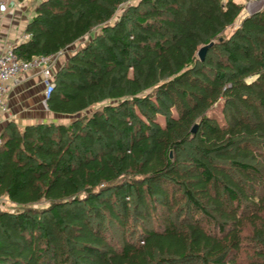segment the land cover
Returning <instances> with one entry per match:
<instances>
[{
	"label": "trees",
	"instance_id": "1",
	"mask_svg": "<svg viewBox=\"0 0 264 264\" xmlns=\"http://www.w3.org/2000/svg\"><path fill=\"white\" fill-rule=\"evenodd\" d=\"M129 1L39 0L13 48L30 60L87 37L45 100L69 120L0 132V264H241L247 240L264 264V8L225 35L235 0L117 15ZM133 218L138 239L114 241L106 225Z\"/></svg>",
	"mask_w": 264,
	"mask_h": 264
},
{
	"label": "crops",
	"instance_id": "2",
	"mask_svg": "<svg viewBox=\"0 0 264 264\" xmlns=\"http://www.w3.org/2000/svg\"><path fill=\"white\" fill-rule=\"evenodd\" d=\"M11 1L8 12L5 13V11L0 19V50L4 45L15 47L27 40L29 35L26 33L25 28L30 18L34 15L35 6L39 3V0ZM86 41L87 37L64 50L63 52L66 54L60 58V61L62 62L70 52L83 46ZM40 84H42L41 75L37 69L22 74L9 84L5 99L7 108L13 115L11 119L15 118L13 121L17 125L23 127L27 124L41 121H57L60 117H64L54 114L48 109L45 113L39 109L40 92H36V89L39 90ZM41 99L43 100V91Z\"/></svg>",
	"mask_w": 264,
	"mask_h": 264
},
{
	"label": "rangeland",
	"instance_id": "3",
	"mask_svg": "<svg viewBox=\"0 0 264 264\" xmlns=\"http://www.w3.org/2000/svg\"><path fill=\"white\" fill-rule=\"evenodd\" d=\"M7 1L8 2H7V8L5 10L6 11L5 13L8 12V9L10 7V2H12L11 0H7ZM136 1L137 0H130L128 3L124 4L123 6H120L119 9H118V11H117V15L121 11H123V9L126 6H128L129 4L136 3ZM235 2H237L238 4H241L242 10H241L240 14L238 15L237 19L235 20L234 24H232L231 26H229V27L226 28L225 35H229L234 29H236V27L238 25H240L239 23H240L241 19L244 16H247V15H249V14L255 12V11H258V10H261V9L264 8V0H252V1H250V0H235ZM141 8H144V6L141 7ZM62 53H63V55L60 58L64 57L65 54H66L65 52H62ZM60 58L57 59V62L55 64L54 70H56V68L58 67L59 63L61 62L60 61L61 60ZM38 91L40 92V100L38 102L39 109L43 113H45L46 110H47V108H46L43 100L41 99L42 98V91H43V85L42 84H40L39 90L36 89V92H38ZM213 111L215 112V115L218 118H220V119L222 118L223 115L221 113V111H222V105L221 104H220V106H217ZM12 116L13 115L11 114V112L9 111V109L7 108L6 99H4V106H1L0 107V132L3 131V130L6 131V127H7V125L9 123L16 124V122L13 121L15 118L14 119H11ZM69 118L70 117H66V116L65 117H60L59 120L65 122V121H68ZM158 120L160 122H162V119L159 116H158ZM16 126L18 128H21V126H19L17 124H16ZM2 206H4V204L0 203V207H2ZM139 224H140V221L139 220L134 219V218L131 219L129 221V227L126 229V231H127L126 234H123L122 233V230H120L119 228H117L114 224H110V225L107 224L106 226H107L109 232L112 233L113 238H114V241L120 242L121 239H122V237L124 235H127V233H130V232L132 233V237L134 239H138L137 233L139 232V229H138V225ZM142 224L145 225V226H147L148 228H151L154 225L152 220L151 221H148V222H145V223H142ZM248 242H249L248 240L245 241L244 246H243V249H242L241 254H240V260H241L240 262H241V264H249V262L250 263L253 262V259H252L253 256H254V252H253V249H252L253 246H252V244H250Z\"/></svg>",
	"mask_w": 264,
	"mask_h": 264
},
{
	"label": "built area",
	"instance_id": "4",
	"mask_svg": "<svg viewBox=\"0 0 264 264\" xmlns=\"http://www.w3.org/2000/svg\"><path fill=\"white\" fill-rule=\"evenodd\" d=\"M7 2V0H0V19L7 8ZM13 48L12 45H4L0 50V107L4 106L9 84L33 69H37L41 75L43 102L46 106L45 100L49 97L55 85L53 81L55 64L57 59L63 55V51L49 56H38L30 60H22L16 56Z\"/></svg>",
	"mask_w": 264,
	"mask_h": 264
},
{
	"label": "water",
	"instance_id": "5",
	"mask_svg": "<svg viewBox=\"0 0 264 264\" xmlns=\"http://www.w3.org/2000/svg\"><path fill=\"white\" fill-rule=\"evenodd\" d=\"M213 45V42H209L207 43L206 45H203L201 46L198 51H197V58L202 61L206 56V52L208 51V49ZM196 129V125H194L192 128H191V132L194 133Z\"/></svg>",
	"mask_w": 264,
	"mask_h": 264
}]
</instances>
